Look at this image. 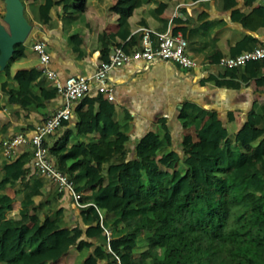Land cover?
I'll return each mask as SVG.
<instances>
[{
  "label": "trees",
  "instance_id": "obj_1",
  "mask_svg": "<svg viewBox=\"0 0 264 264\" xmlns=\"http://www.w3.org/2000/svg\"><path fill=\"white\" fill-rule=\"evenodd\" d=\"M87 1L41 0L39 18L47 21L55 6L65 12L73 7L75 14L81 13ZM162 1L166 0H120L112 6L111 11L119 15L120 28L116 34L99 36L101 60H107L109 47L117 36H130L128 18L134 10ZM220 1L227 7L237 5V0ZM235 16L250 31H264L263 5L248 15L235 11ZM178 31L186 36L185 29H176L173 34ZM141 35L142 32L131 36L124 47L134 48ZM247 42L250 44L244 46ZM256 43L250 35L245 36L234 55L260 45ZM73 50L78 47L73 46ZM22 57L25 48L17 44L13 57L0 70L4 78L0 88L6 94L7 87L16 84L9 104L42 107L56 89L34 91L41 76L37 69L19 70L11 78L9 64ZM263 73L264 59L243 67L223 68V72L210 74L203 81L239 89L255 80L256 86L264 89ZM114 113L111 103L101 101L98 113L88 118L91 132L99 135L90 144L108 163L104 176L94 173L86 142L70 147L64 138L52 146L45 142L59 170L70 176L68 165L79 166L75 191L86 205L79 209L82 230L68 228L64 221L59 199L65 195L71 198L69 194L58 193L55 188V195L36 202V198L45 196L51 183L31 172L32 152L27 149L7 159L2 155L0 141V264H56L80 244L83 233L107 241L105 230L113 232L111 246L121 264H131V256L140 246L143 260L149 257L151 264H264V106L255 104L251 113L254 121L231 132L215 112L186 104L179 119L183 128L197 130L198 141L184 137L181 154L170 151L155 158L152 148L165 149L166 137L149 133L136 148L137 161L126 160L124 145L128 137L116 125ZM227 120L232 121L233 116L230 114ZM8 126L9 123L3 125L1 132L6 133ZM103 179L106 187L96 189ZM7 188L20 197L17 216L11 218L7 215L12 206L4 195ZM43 209L50 214L40 220ZM114 240L119 241V246ZM105 251L107 248L96 247L86 264L105 258L113 264V256Z\"/></svg>",
  "mask_w": 264,
  "mask_h": 264
},
{
  "label": "crops",
  "instance_id": "obj_2",
  "mask_svg": "<svg viewBox=\"0 0 264 264\" xmlns=\"http://www.w3.org/2000/svg\"><path fill=\"white\" fill-rule=\"evenodd\" d=\"M21 1L25 6V16L32 25V30L22 44L25 48V57L9 64L11 78L19 70L40 71L38 57L32 50L33 44L37 41L46 44L50 57L48 67L61 80L76 75L91 76L101 61L99 36L116 34L120 28L119 15L110 9L120 0H88L84 11L77 14L74 13L73 7L65 12L61 6H55L47 21L40 20L39 14L36 15L31 11V5L39 7L41 0ZM259 6V0L251 3L237 0L235 7H227V4H223L220 0L201 2L166 0L159 2L158 5L149 2L133 11L128 18L130 36L126 39L117 36L109 50L115 45H124L131 36L144 30H149L154 40V34L173 33L176 29H185V37L181 31L177 33L186 39L188 55L203 62L205 66L202 70H186L172 62L146 65L142 61H136L109 72L108 87L111 88L114 96V100L109 103L115 108L113 118L116 125L128 137L124 145L127 150V161H137L136 148L149 133L166 137L165 149L157 151L152 148L155 158H160L164 152L170 151L181 154L184 137L189 136L196 143L197 130L194 127L183 128L179 119L180 110L186 104L215 112L231 132H237L244 123L254 121L251 113L255 104L264 106V89L257 87L255 80L242 85L239 89L221 88L214 82L203 80L210 74L223 72V68L218 67L214 62L217 59L236 56L234 53L241 47V41L245 36L250 35L255 39L256 44L264 43L262 29L258 28L257 31L252 32L243 27L242 21L235 16V11L248 15ZM3 11L4 8L2 9L0 3V16ZM249 44L247 42L244 46ZM73 46H77L78 50H73ZM240 52L243 53L245 50ZM3 79L0 75V83ZM48 87L53 85L41 72V76L34 84V91ZM15 88L16 84L11 83L7 87L6 94L0 88V141L19 133L30 137L36 125L42 123L61 104V98L57 94L45 101L42 107L9 104L10 93ZM101 101L106 100L92 88L84 99L72 104L70 120L47 137L46 142L52 146L56 141L64 138L67 147L86 142L87 154L89 152L92 154L89 158L94 173L104 176L108 163L100 158L102 155L100 152H94L90 141L98 139L99 135L93 134L88 124V118L98 113ZM230 114L233 120L228 122ZM7 123H9L8 130L2 133L3 125ZM27 149L30 150L27 147H20L18 152ZM30 168L31 172H34L32 163ZM68 169L70 177L74 181L78 180L79 166L70 163ZM105 187L106 180L103 179L101 186L95 188ZM55 194V186L50 184L45 196L36 198V202ZM4 195L6 203L12 206L7 217L17 216L20 197H17L10 188L5 189ZM59 204L63 208L64 221L68 228L84 229L80 210L76 208L73 200L65 195L59 199ZM111 204L109 202V205ZM48 214L50 211L43 209L40 220L46 218ZM109 234L110 238L114 236L112 231H109ZM79 241L80 244L72 248L56 264H86V260L96 247L100 246L106 250V240L83 233ZM114 242L119 246V241L114 240ZM142 252L141 246L135 249L131 256V264H151V258L146 257L143 260ZM96 264L112 263L110 258H105Z\"/></svg>",
  "mask_w": 264,
  "mask_h": 264
},
{
  "label": "built area",
  "instance_id": "obj_3",
  "mask_svg": "<svg viewBox=\"0 0 264 264\" xmlns=\"http://www.w3.org/2000/svg\"><path fill=\"white\" fill-rule=\"evenodd\" d=\"M264 6V0H259ZM149 30L142 32L137 47L128 49L124 45H115L108 54L106 61L101 60L95 72L91 76L76 75L61 80L57 74L50 70L48 65L50 57L47 46L42 41L33 44L32 50L38 57L39 68L42 74L51 82L56 89V94L61 98V104L40 124L36 125L33 134L29 137L23 133L16 134L1 141L2 155L12 159L18 154V148L27 147L32 152V168L34 172L53 184L58 193L69 194L78 209L86 207L80 202L81 195L75 191V181L55 165L45 145L47 137L54 134L68 122L72 115V104L84 99L89 91L94 88L97 94L102 95L104 100H114L111 88L108 87V74L110 71L136 61H142L146 65L156 62H172L182 69L202 70L205 64L188 55L187 41L180 34L167 32L154 34ZM264 59V43L254 49L245 51L232 57L221 58L217 66L221 68L243 67L251 61ZM107 236V252L114 258L113 264H121L119 256L111 246L109 231Z\"/></svg>",
  "mask_w": 264,
  "mask_h": 264
},
{
  "label": "water",
  "instance_id": "obj_4",
  "mask_svg": "<svg viewBox=\"0 0 264 264\" xmlns=\"http://www.w3.org/2000/svg\"><path fill=\"white\" fill-rule=\"evenodd\" d=\"M4 11L0 17V70L3 71L13 57L14 46L23 44L32 30L25 16L21 0H2Z\"/></svg>",
  "mask_w": 264,
  "mask_h": 264
},
{
  "label": "rangeland",
  "instance_id": "obj_5",
  "mask_svg": "<svg viewBox=\"0 0 264 264\" xmlns=\"http://www.w3.org/2000/svg\"><path fill=\"white\" fill-rule=\"evenodd\" d=\"M0 3H1V7H2V9L4 8V6H3V2L2 1H0ZM32 6V9H31V11L33 12V13H36V15H38L39 14V7L37 6V5H31ZM9 213H8V217H9Z\"/></svg>",
  "mask_w": 264,
  "mask_h": 264
}]
</instances>
